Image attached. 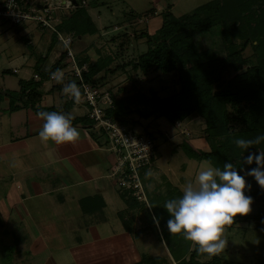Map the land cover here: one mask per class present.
Returning <instances> with one entry per match:
<instances>
[{
	"label": "rangeland",
	"instance_id": "374dc122",
	"mask_svg": "<svg viewBox=\"0 0 264 264\" xmlns=\"http://www.w3.org/2000/svg\"><path fill=\"white\" fill-rule=\"evenodd\" d=\"M19 1L21 9L24 7L36 17H42V13L46 9L51 16L50 23L53 28L61 20L67 18L77 8V5L85 8L94 25V31L76 34L58 31L56 41L42 63V66L47 68L60 51L65 49V64L60 69L63 74V83H66L65 80L79 81V84H76L79 86V96L73 98L63 92L64 84L58 90L52 89L51 86L56 82L52 77L42 87L46 89L44 94L48 101L60 105L70 102V108L73 105L76 107V109L69 110L70 114H80L84 111L85 115H88L92 105L88 103V98L82 92V86H80L82 83L86 88L95 90L94 105L102 108L103 111L115 104L122 103L129 108L148 109L150 106L149 97L152 93L158 97L175 93L180 87V75H191L190 70H187L189 67L184 71L163 72L158 68H148L143 71L126 63L129 60H135L141 52L146 50L145 34L151 35L161 25L163 11L169 9L175 16H179L208 0ZM259 4H264V0ZM254 14L256 13L252 15ZM233 22L235 23V21ZM252 22L253 20L247 18V20H239L238 24L235 23L232 29L233 34L229 35L224 44L225 48L222 47L217 33L214 36H211L210 33H195V39L198 40L201 48H212L223 55L227 51L228 45H239L241 39L238 34L241 33L242 36L244 28L248 29L252 26ZM52 30L51 27L40 26L37 18L34 17H26L14 22L4 15H0V90H19V78L37 77L33 70L36 55L46 53ZM241 55L245 57L246 65L256 62L257 52L249 42L241 51ZM96 61L102 64V68L93 75L94 78L99 79L98 82L91 85L81 78V70H86L88 65H92ZM189 63H191V59ZM14 67L16 71L13 72L12 68ZM5 68L12 72L2 73L1 71ZM76 69H78L79 78L75 74L77 73ZM235 72L229 70L224 77H230ZM6 104L9 105V98L0 93V107ZM225 110L230 115L233 109L226 105ZM128 118L136 121L129 125V128L141 134L150 133L154 136L155 141L153 150L147 157L148 161L139 168L140 171L138 170L144 196L134 198L133 216L130 215V220L129 217L124 216V219L126 218L125 223L123 222L124 226H131L132 221H136L138 226L136 228L133 226V233L138 235L141 234V231L146 230L149 237L152 234H159L157 237L163 241V243L158 241L160 246L148 247V245L143 248L145 251L147 249L150 251L146 252L151 255H149L151 257L149 264H177L176 257H188L193 242L186 240L181 233H170L167 230L165 222L169 218V214L163 208L164 202L182 195L183 187L187 182H194L197 171L211 165L207 160L188 157L181 149L180 143L185 141L195 150L208 151L212 142H228L229 140L234 143L235 137L254 138L258 134H264V119L257 117V122L261 126L250 130L247 129L246 122L236 121L229 117V120L223 124V130H218L219 133L211 136L209 140L203 132L205 121L198 114H190L169 121L161 116L144 118L139 113L133 112L128 115ZM94 128L96 129V127ZM98 133L105 137L109 136V130L107 132L105 129H100ZM238 148L246 155L249 151L264 152V140L259 144L249 145L245 149ZM263 208L264 204L260 200L252 199L250 211L244 215L238 214L231 225L225 226V231L222 234L226 241L225 247L220 253L215 254L222 264L254 263L264 255V220L256 214ZM153 214L158 217V224L153 222ZM19 229L21 228L16 227L11 230L7 223L0 228V234L3 235L0 240L3 242L0 249L4 248L9 254L7 256L9 262L6 264L12 261L10 257L16 258L14 260L16 264H25L29 258V255L26 253L24 255L21 250L15 251L14 244L18 240L16 237L24 235L23 231ZM14 232L20 233L19 236H12ZM21 238V240H25L24 236ZM156 239L153 238L151 242ZM138 241H141V237ZM137 244L141 247V242H137ZM211 257L204 254L199 257V260L207 261ZM22 259L24 262L20 263L19 261ZM39 261L40 256L31 260L30 264H50Z\"/></svg>",
	"mask_w": 264,
	"mask_h": 264
},
{
	"label": "trees",
	"instance_id": "16d2710c",
	"mask_svg": "<svg viewBox=\"0 0 264 264\" xmlns=\"http://www.w3.org/2000/svg\"><path fill=\"white\" fill-rule=\"evenodd\" d=\"M262 1L208 0L179 16H175L169 9L163 11L161 25L151 35L145 34L146 50L141 52L135 60H129L126 64L143 71L148 68H158L163 72L184 71L189 67L187 70H190L191 75H180V87L171 95L158 97L152 93L149 97L148 109L129 108L123 103L115 104L104 110L105 116L129 128V125L136 122L128 118V115L133 112L139 113L144 118L161 116L169 121L190 114H198L205 121L203 132L209 140L211 136L219 133L220 129L223 130V124L229 120V117L236 121L246 122L247 129L250 130L261 126L257 122V117L264 119V4H259ZM22 10L27 9L22 7ZM253 13L256 14L252 15ZM247 18L253 20L252 26L248 29L244 28L242 36L241 33L238 34L241 39L239 45H228L223 55L212 48H201L198 40L195 39V33H210L211 36L217 33L222 47L225 48L226 40L230 34H233L234 24H238L239 20H247ZM58 31L70 34L92 33L94 25L85 8L77 5V8L67 18L55 25L46 53L36 55L33 70L37 78H19V90L4 89L0 90V93L9 98L8 110L10 111L22 106H30L37 113L38 111H58L69 114L71 123L93 124L94 120L85 114L80 116L70 114V102L57 106L36 105L41 97L42 82L50 79V74L56 69H62L65 64L66 50L64 49L47 68L42 66L56 41ZM248 42L257 52L256 62L250 65L245 64L246 59L241 55V51ZM190 59L191 63H189ZM101 68L102 64L96 61L88 65L86 70H81V78L95 85L99 79L94 78L93 75ZM229 70L236 72L230 77H224ZM1 72L12 71L5 68ZM68 81L74 80H65L66 83ZM74 82L79 84V81ZM63 84V79H61L59 82L56 81L51 88L58 90ZM226 105L233 109L230 115L225 110ZM146 134L154 138L152 134ZM180 147L188 157L207 160L213 166L222 168L225 162L232 163L245 179V194L264 204V188L260 187L251 175L246 174L249 168L256 167L255 161L251 164L245 163L246 154L241 152L232 141L212 142L208 151L195 150L185 141L180 143ZM129 197L128 200L135 202L134 196ZM80 203L81 211L87 214L85 217L88 221L97 222L102 218L95 217L93 214V211L98 212L102 209L103 200L100 195L85 197L80 200ZM256 214L264 220V208ZM204 254L206 253L197 252L196 245L193 243L188 257H176L177 264H222L215 255L207 261L199 260V257ZM150 258L148 254L142 253L139 261L132 264H149ZM247 264H264V255L254 263Z\"/></svg>",
	"mask_w": 264,
	"mask_h": 264
},
{
	"label": "crops",
	"instance_id": "0c3cea01",
	"mask_svg": "<svg viewBox=\"0 0 264 264\" xmlns=\"http://www.w3.org/2000/svg\"><path fill=\"white\" fill-rule=\"evenodd\" d=\"M48 80L40 86L36 105H60L44 94L42 85ZM73 109L75 105L69 108ZM43 122L30 106L12 111L7 104L0 107V228L5 223L11 230L21 228L24 235L14 232L12 236H19L17 252L29 255L27 264L39 256L40 263L50 264H132L150 252L143 248L158 247L159 234L133 233L136 221L124 226L135 203L111 175L116 154L98 127L71 123L80 135L57 144L38 136ZM97 194L103 205L93 214L102 218L90 222L80 200ZM153 238L157 239L151 242Z\"/></svg>",
	"mask_w": 264,
	"mask_h": 264
},
{
	"label": "clouds",
	"instance_id": "9594fccd",
	"mask_svg": "<svg viewBox=\"0 0 264 264\" xmlns=\"http://www.w3.org/2000/svg\"><path fill=\"white\" fill-rule=\"evenodd\" d=\"M51 77L61 81L62 72L56 69ZM62 91L72 96H79V89L74 81H68ZM43 118V124L38 136L41 140H52L57 144L72 142L80 133L71 124L69 114L58 111H38ZM264 140V134L245 139L235 137L236 146L245 149L249 145L259 144ZM256 167L249 168L247 175H251L257 184L264 188V152L249 151L244 162ZM243 169L241 168V171ZM250 187V185H249ZM246 182L244 177L230 162L221 167L207 166L197 171L194 182H187L182 189V195L167 199L163 208L169 214L166 228L170 233H181L186 240L196 245L197 252L209 256L220 253L225 247L222 234L226 225H231L234 218L250 211L252 197L245 194ZM153 222L158 224V217L153 214Z\"/></svg>",
	"mask_w": 264,
	"mask_h": 264
},
{
	"label": "built area",
	"instance_id": "2783aa9c",
	"mask_svg": "<svg viewBox=\"0 0 264 264\" xmlns=\"http://www.w3.org/2000/svg\"><path fill=\"white\" fill-rule=\"evenodd\" d=\"M42 14V17H36L31 11L22 10L17 0H1L0 2V15H4L11 21L15 22L26 17H34L37 18V22H39L40 26L54 29L50 23L51 16L46 9ZM68 54H70V51H68ZM76 71L77 73L75 74L79 78L78 69H76ZM80 86H82L83 94L88 98H86L88 103L92 105L91 111L87 116L94 120V124L99 130L105 129L107 132L109 130V136L107 134L108 137L106 138L109 141L111 149L116 154V162L111 169V175L116 185L130 192L135 198H141V195L144 196V194L138 170L148 161L147 157L154 147V138L111 121L105 116L102 108L94 105L93 96L96 94L95 90H93V88H86L83 83ZM77 87L79 89V86Z\"/></svg>",
	"mask_w": 264,
	"mask_h": 264
},
{
	"label": "flooded vegetation",
	"instance_id": "af4514ba",
	"mask_svg": "<svg viewBox=\"0 0 264 264\" xmlns=\"http://www.w3.org/2000/svg\"><path fill=\"white\" fill-rule=\"evenodd\" d=\"M2 234H0V240H1V238H2ZM16 240V239H15ZM17 242H18V240L15 242V251H17ZM3 244V242L2 241H0V246ZM1 248V247H0ZM2 250V251H1ZM23 253V252H22ZM24 255H25V253H23ZM7 256H9V254H7V252H6V250H4V248H2V249H0V264H6L7 262H9L8 261V257ZM10 259L12 260V261H10V263L9 264H16L15 262H14V260H16V258L15 259H13V258H11L10 257ZM25 259V258H24ZM25 261H26V259H25ZM20 263L21 262H24L23 261V259L22 260H20L19 261ZM23 264V263H22ZM25 264H27V262L25 263Z\"/></svg>",
	"mask_w": 264,
	"mask_h": 264
}]
</instances>
